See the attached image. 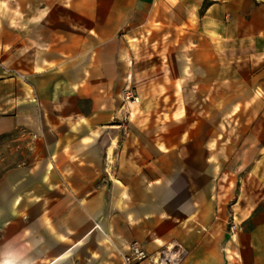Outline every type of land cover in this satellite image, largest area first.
Returning a JSON list of instances; mask_svg holds the SVG:
<instances>
[{"label":"crops","instance_id":"1","mask_svg":"<svg viewBox=\"0 0 264 264\" xmlns=\"http://www.w3.org/2000/svg\"><path fill=\"white\" fill-rule=\"evenodd\" d=\"M0 166V264H264V0H0Z\"/></svg>","mask_w":264,"mask_h":264},{"label":"built area","instance_id":"2","mask_svg":"<svg viewBox=\"0 0 264 264\" xmlns=\"http://www.w3.org/2000/svg\"><path fill=\"white\" fill-rule=\"evenodd\" d=\"M126 101L134 102L132 95L125 96ZM186 257V251L180 246H167L159 252L148 255L137 242L131 243L129 252L123 255V264H181Z\"/></svg>","mask_w":264,"mask_h":264},{"label":"rangeland","instance_id":"3","mask_svg":"<svg viewBox=\"0 0 264 264\" xmlns=\"http://www.w3.org/2000/svg\"><path fill=\"white\" fill-rule=\"evenodd\" d=\"M134 97V96H133ZM135 98V97H134ZM3 168L4 167H2V166H0V175H1V173L3 172Z\"/></svg>","mask_w":264,"mask_h":264}]
</instances>
